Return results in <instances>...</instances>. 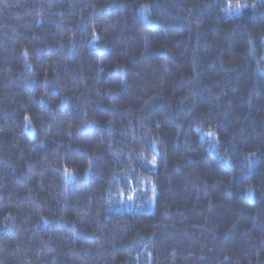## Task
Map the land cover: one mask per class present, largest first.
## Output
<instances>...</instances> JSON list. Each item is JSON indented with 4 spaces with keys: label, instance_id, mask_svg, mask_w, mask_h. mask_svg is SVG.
I'll return each mask as SVG.
<instances>
[{
    "label": "trees",
    "instance_id": "obj_1",
    "mask_svg": "<svg viewBox=\"0 0 264 264\" xmlns=\"http://www.w3.org/2000/svg\"><path fill=\"white\" fill-rule=\"evenodd\" d=\"M0 264H264V0H0Z\"/></svg>",
    "mask_w": 264,
    "mask_h": 264
},
{
    "label": "snow or ice",
    "instance_id": "obj_2",
    "mask_svg": "<svg viewBox=\"0 0 264 264\" xmlns=\"http://www.w3.org/2000/svg\"><path fill=\"white\" fill-rule=\"evenodd\" d=\"M239 7V6H238Z\"/></svg>",
    "mask_w": 264,
    "mask_h": 264
}]
</instances>
